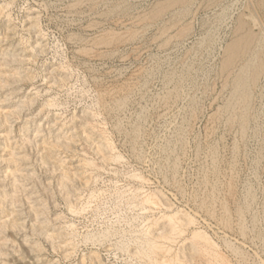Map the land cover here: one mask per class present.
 <instances>
[{
	"label": "rangeland",
	"instance_id": "374dc122",
	"mask_svg": "<svg viewBox=\"0 0 264 264\" xmlns=\"http://www.w3.org/2000/svg\"><path fill=\"white\" fill-rule=\"evenodd\" d=\"M171 1L0 0V264H264V0Z\"/></svg>",
	"mask_w": 264,
	"mask_h": 264
},
{
	"label": "bare ground",
	"instance_id": "6f19581e",
	"mask_svg": "<svg viewBox=\"0 0 264 264\" xmlns=\"http://www.w3.org/2000/svg\"><path fill=\"white\" fill-rule=\"evenodd\" d=\"M167 1H169V0H167ZM181 2L180 0H172L171 2H174V3H179V2ZM190 1H192V0H182V2L181 3H189ZM194 1V0H193ZM262 1V0H261ZM163 2V1H162ZM171 2H169V3H171ZM167 3V2H166ZM180 3V4H181ZM258 3V2H257ZM260 4H261V2H259ZM262 3H264V2H262ZM162 4V3H161ZM158 5H160V4H158ZM165 4H163V6H164ZM161 6V5H160ZM166 6V5H165ZM169 6V5H168ZM176 6V5H175ZM181 6V5H180ZM159 7V6H158ZM172 7V6H171ZM182 7V6H181ZM260 7V6H259ZM157 8V7H156ZM165 8V7H164ZM167 8V7H166ZM169 8V7H168ZM167 8V9H168ZM183 8V7H182ZM159 9V8H158ZM155 10H157V9H155ZM161 10V9H160ZM162 12L164 11V9H162L161 10ZM160 11V12H161ZM160 12L159 11H157V12H154L153 13V16L152 17H157L158 15H160ZM162 14V13H161ZM161 16V15H160ZM138 17V16H137ZM140 19V18H139ZM143 19V18H142ZM256 19V18H255ZM254 19V20H255ZM138 21V20H137ZM247 21V20H246ZM239 24V23H238ZM240 24H242V23H240ZM239 24V25H240ZM244 24H242L241 25V29L240 30H242L241 31V35H240V33H239V36L238 37H236V39L235 38H233V42L231 41V44H229V46L226 48V57H224L225 58V60H223V62H224V65H222V66H225V68H230L232 65H235L236 63H238L239 61L242 63V64H240L239 66H240V71L237 73V72H235V73H237V75H235L236 77H235V79H234V81H233V90H234V92H235V94H236V96H234V97H236L240 102H239V104L241 103V105L244 107V109L247 107V105H249V102H248V94L250 93V87H251V85H253L252 83H254L255 81H257L258 80V76H259V73H260V67H261V62H259L258 60H257V63H254L253 61H251V59L252 58H250L249 56L250 55H248V54H251V53H249L250 52V50L252 49L251 47L253 46V44L256 42V41H258L259 39H257V37H255V35L253 34V33H251L250 31H248V30H246V28H244V26H243ZM239 27V26H238ZM237 29V28H236ZM161 30H163V29H161ZM166 30V29H165ZM184 30V29H183ZM239 30V29H238ZM135 33V32H134ZM237 33H238V31H237ZM118 34V33H117ZM108 35H110V34H108ZM121 35V34H120ZM237 36V35H236ZM258 36V35H257ZM116 38V37H115ZM259 38V37H258ZM110 39V38H109ZM257 39V40H256ZM106 40V39H105ZM111 40V39H110ZM256 40V41H255ZM260 42H261V40H260ZM257 43V42H256ZM255 43V44H256ZM256 46H257V44H256ZM257 47H259V46H257ZM257 47H255V48H257ZM255 48H253V51H254V49ZM250 49V50H249ZM259 50V49H258ZM264 50V49H263ZM263 50H261V52L263 51ZM257 51V50H256ZM260 51V50H259ZM259 54H261L260 52H258ZM263 53V52H262ZM257 53H255V55H256ZM257 55V57H259V58H261V56L260 55ZM252 55V54H251ZM254 55V54H253ZM252 57V56H251ZM256 57L254 56V59H255ZM261 60V59H260ZM262 60H263V57H262ZM262 63H263V61H262ZM263 65V64H262ZM231 69V68H230ZM239 70V69H238ZM262 70V69H261ZM222 71V70H221ZM234 71V70H233ZM230 75V74H229ZM226 83V82H225ZM229 86V85H228ZM248 87H249V89H248ZM232 90V91H233ZM249 91V92H248ZM233 92V93H234ZM234 95V94H233ZM250 96H251V94H250ZM249 96V97H250ZM233 97V96H232ZM234 100H236L235 98H234ZM233 100V101H234ZM249 100H250V98H249ZM232 101V100H231ZM237 101V100H236ZM235 101V102H236ZM238 103V102H237ZM229 104V103H228ZM227 104V105H228ZM238 104V105H239ZM236 104H234V106H235ZM229 106V105H228ZM240 106V105H239ZM229 107H233V105L231 106H229ZM243 109V108H242ZM243 109V110H244ZM247 109H248V107H247ZM246 109V110H247ZM233 110H236V109H233ZM240 110H241V107H240ZM239 110V114L241 115V114H247V113H245V111L246 110H244V113L242 112V111H240ZM247 112H248V110H247ZM237 113V112H236ZM244 116V115H243ZM248 116V115H247ZM247 116L245 117V118H247ZM232 119V118H231ZM242 120H243V118H242ZM242 122H244V120L242 121ZM240 124V123H239ZM244 126V125H243ZM241 127H242V125H241ZM15 178V177H14ZM5 194V193H4ZM8 196V195H7ZM154 196V195H153ZM156 196V195H155ZM12 197V196H11ZM148 198V197H147ZM145 199V198H144ZM144 199L142 200V201H144ZM12 200V199H11ZM147 201V200H146ZM151 202H153V201H151V199H150V203ZM160 202H161V200H160ZM153 203H155V202H153ZM172 216V214L171 215H169L168 217H171ZM175 216V215H174ZM176 218V217H175ZM162 219V218H161ZM168 219H172V217L171 218H168ZM177 219V218H176ZM178 219H179V217H178ZM171 223V222H170ZM1 225H2V223H1ZM0 225V226H1ZM175 225V224H174ZM162 226V225H161ZM180 226V225H179ZM176 227V226H175ZM174 226L171 228V229H174L175 228ZM177 228V227H176ZM175 228V229H176ZM108 230V229H107ZM166 230V229H165ZM185 230V229H184ZM116 231V230H115ZM182 231V230H181ZM163 232V231H162ZM178 232H179V230H178ZM108 233V232H107ZM106 233V234H107ZM146 233V232H145ZM168 234V233H167ZM177 234H179V233H177ZM193 234H199L200 236L199 237H201V239L203 238L204 240L205 239H207L208 240V238H207V236L205 235V233H202V232H200L199 230L198 231H195ZM110 235V234H109ZM145 235H147V234H145ZM165 235V234H164ZM175 235V234H174ZM195 235V236H196ZM206 236V237H205ZM166 238H167V236H165ZM169 237V236H168ZM196 238H198V237H196ZM96 239V238H95ZM158 239V238H157ZM161 239H163V237L161 238ZM171 239H173L172 237H171ZM200 239V238H199ZM200 239V240H201ZM210 239V238H209ZM140 240V239H139ZM152 240V239H151ZM151 240H149V241H151ZM144 241V240H143ZM147 241V240H146ZM153 241V240H152ZM203 242V241H202ZM211 241L209 240V243H210ZM129 243V242H128ZM141 243H143V242H141ZM145 243V242H144ZM126 244V243H125ZM148 244V243H147ZM162 244V243H161ZM161 244H157L156 242H149V245H150V247H149V250L146 252L145 251V257H147L148 256V258L150 257V259L151 260H153V261H155V263H158L159 264V259L157 260V258L155 259V257H157L156 255H155V257L153 256V254L155 253L156 254V252L158 253V251L159 250H162V249H165ZM208 244V243H207ZM2 246V245H1ZM203 247H205V246H203ZM210 247V246H209ZM143 249V248H142ZM169 249H170V247H169ZM211 249V248H210ZM209 249V250H210ZM127 251V250H126ZM143 251V250H142ZM164 251H167V248L164 250ZM207 251V250H206ZM138 252V251H137ZM215 253V252H214ZM159 254V253H158ZM164 254V253H163ZM212 254V253H211ZM143 256V255H142ZM164 256V255H163ZM219 256V255H218ZM213 257V256H212ZM161 258H162V256H161ZM183 258V257H182ZM218 258V257H217ZM163 259V258H162ZM172 259V258H171ZM177 259V258H176ZM179 260V259H178ZM183 260V259H182ZM225 260V259H224ZM223 260V261H224ZM180 261V260H179ZM221 262V261H220ZM162 263L163 264H171L170 262H169V260H168V263H167V261H163L162 260ZM153 264V263H152ZM222 264V263H221Z\"/></svg>",
	"mask_w": 264,
	"mask_h": 264
}]
</instances>
